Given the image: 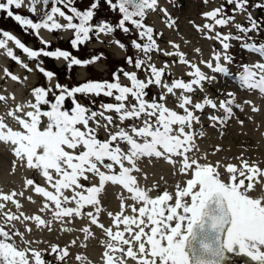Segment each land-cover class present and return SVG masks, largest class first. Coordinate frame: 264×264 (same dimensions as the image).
Instances as JSON below:
<instances>
[{"label":"snow or ice","instance_id":"obj_1","mask_svg":"<svg viewBox=\"0 0 264 264\" xmlns=\"http://www.w3.org/2000/svg\"><path fill=\"white\" fill-rule=\"evenodd\" d=\"M74 2L30 0L26 5L25 0H2L0 11L17 22L26 33L31 31L37 36L42 29L49 32L71 30L73 37L70 45L77 52L91 40L93 34L102 43L101 35H114L117 31L130 34L134 29L135 38L130 46L142 53L143 58L128 55L125 62L137 71H113L111 81L88 80L72 87L57 81L52 86L51 81L56 73L42 66L43 61L39 60L41 56L63 59L70 70L74 66L92 65L101 60L103 54L81 59L59 47L49 50L50 42L42 38L40 43L43 47L33 49L15 35L0 30V49L5 50L6 56L26 71L33 70L7 46L8 42H13L15 48L26 54L29 60L38 61L36 70L48 81L47 87L31 89L32 100L16 103L6 114L0 115V142L11 145L15 157L13 171L17 167L35 170L52 189L47 190L34 179L25 178L23 188L31 189L44 198L38 212H51L54 220L62 224L66 220L71 223L74 218L86 216L90 225L102 229L106 236L101 241L104 249L102 264H128L129 260L134 264H224L228 259L226 253L233 252L249 257L256 264H264V169L257 162L249 163L242 157L238 158V164L221 165L217 162L213 165L210 162L201 164L199 158L189 155L194 149L198 151L196 137L203 136V132L197 133L193 128L194 124L200 122L197 112H203L206 107L222 110L223 116L208 117L213 122L210 126L214 127L231 119L234 108L243 110L235 102L232 92L227 93L228 99L220 100L218 104L208 96L193 102L192 95L197 90L203 92V84L216 79L215 75L209 76L202 71L199 65H204L213 74H222L226 78L234 76L245 90L258 91L264 96V62L242 65V70L237 74H232L226 67L233 61L229 54L232 47L229 41L240 42L244 35L258 32L261 27V21L248 12L249 0H225L227 6H234L233 14H246L245 25L235 23L234 15L228 14L224 5L203 13L211 23H205L203 29L197 25V30L214 33L205 38L219 42L222 50H213L212 58L200 60L199 65L186 59V54L182 52L159 48L155 37L162 34H156L153 27L145 23L149 12L159 11L168 21V27H172L170 13L160 5L159 0H103L109 11L118 12L119 17L115 23L100 19L95 24L91 22L100 7V0H91L84 10L74 6ZM39 3L44 6L50 3L51 8L43 11L38 20L12 10L26 7L29 13L36 14ZM58 5L66 8L67 12ZM254 6L264 10V3L258 2ZM60 18L65 23H61ZM230 24L239 34H222L216 30ZM113 42L120 49L127 47L120 39ZM172 46L179 47L175 44ZM240 47L264 57V44L257 46L253 42H243ZM154 51L177 57L174 63L190 69L186 73L189 80L185 82L182 78H173L170 83L166 82L164 77L171 75L167 72L168 64L159 68L155 66L150 55ZM196 51L200 52L199 49ZM141 70L145 73V79L138 78V71ZM3 71L4 77L13 82L22 79L7 67ZM120 73L130 81V86L120 83ZM153 85L162 92L158 99L149 100L148 89ZM175 90H180L176 98L182 114L165 104L166 96H175ZM78 96H104L112 98L115 103H102L97 111L81 104ZM129 97L134 102H129ZM8 99V96L0 94V102L7 103ZM69 100L70 108L66 107ZM244 103L251 102L246 100ZM252 111L258 109L253 105ZM106 112H114L120 123L114 124L113 116L105 115ZM6 118L15 121L20 130H14L5 122ZM141 119V126L133 123L127 129L121 127L125 121ZM101 120L105 123L101 124ZM240 123L243 124V121ZM101 127L107 133L106 140L98 138ZM113 127L116 131L111 130ZM216 151H219L218 147ZM144 157L163 158L173 165L174 175H190L191 178L184 181V186L179 181L176 183L174 204L169 203L174 199L169 191L164 190L152 197L150 193L157 191L158 185L153 183L149 188L142 187L133 175L141 171L137 162ZM90 174L98 178V185L87 186L83 183L89 181ZM108 182L120 185L129 194L126 199L133 202L126 204L125 197L121 196L120 211L115 214L108 212L115 231L99 222V215L103 211L99 194ZM17 197H24V191L0 192V264H51L44 259L45 254L54 256L56 264H64L71 255L70 248L76 246L77 241L73 239L64 247L51 244L44 251L33 248L32 244L41 241L25 238V233L32 231L25 222H35L37 228L44 227L50 231L51 221L42 219L40 214L29 216L20 211L22 205ZM185 198H190V203ZM26 199L35 203L31 195ZM4 202H11L17 212L5 211ZM87 208L92 210L86 211ZM127 208L131 209L132 215L124 214ZM179 209L183 214L178 212ZM15 222L25 225L23 232L16 228ZM62 231L71 229L63 228ZM81 231L87 240L91 234L90 228L85 226ZM17 237L23 247L17 245ZM74 259L79 264L86 261V257L79 253Z\"/></svg>","mask_w":264,"mask_h":264},{"label":"rangeland","instance_id":"obj_2","mask_svg":"<svg viewBox=\"0 0 264 264\" xmlns=\"http://www.w3.org/2000/svg\"><path fill=\"white\" fill-rule=\"evenodd\" d=\"M2 2V0H0ZM30 0H25L27 5ZM91 0H75L74 6L80 10H84ZM215 2H222V0H159L162 7L166 8L170 13L171 20L173 21L172 27H168V21L164 17L163 13L149 12L145 23L150 24L154 27L157 35V43L160 49L164 51L171 52H182L186 54V59L193 63L199 65L200 60L208 61L212 58L213 50L221 51L215 40L205 38L206 35H214L213 33H207V30L198 31L196 26L199 25L203 29V20L199 13L203 12L205 8L209 5H215ZM252 3L256 4V1ZM62 10L67 12L66 8ZM37 13L31 14L26 10V7H22L17 10L13 8L14 12H19L22 15L28 16L33 20L41 17L43 11L49 10L51 4L44 6L42 3L36 5ZM256 7L252 10H248L251 15L255 18L257 15L258 21L263 22L258 32H251L244 35V39L240 42L236 40H231L229 43L232 45L229 54L233 57V61L229 64V69L232 74H236L237 71H241L242 65H247V63H256V59L253 53H247L242 50L240 44L243 42H248L249 39L257 38L260 36L262 39L261 44H264V13L255 11ZM70 14V13H69ZM235 20L237 22H242L241 25H245L246 14L235 13ZM119 17L118 12H110L108 6L100 0V7L96 11V15L91 23L95 24L100 19L108 20L115 23ZM61 23H65L62 18H60ZM0 30L7 31L10 34L15 35L19 38L26 46L38 49L43 47L40 43V38L49 41L51 44V49L59 47L62 50H68L72 52L73 55L81 59L90 58L93 55L103 54V58L98 62L89 66H74L72 69L66 68V62L63 59H52L40 57L39 60L43 61L42 66L47 70H52L56 73V76L51 81V85L54 86L57 81L68 87L79 85L88 80H110L112 79L113 71H119L120 69L129 68L125 57L127 54L131 56H138L143 58L142 53H138L134 48L130 46L131 40L135 38V30L132 33L125 34L117 31L114 35H101L99 42L95 35H92L90 41L86 42L85 45L80 47V50L74 51L69 44V40L73 37V32L71 30H57L54 32H49L47 30H40L38 36L32 34L31 31L27 33L21 28V26L15 22L13 19L7 17L5 12L0 11ZM221 33L230 32L232 34H239L235 31L233 25H228L220 29ZM114 39H120L127 47L126 49H120L113 42ZM245 39H248L246 41ZM169 42H172L171 44ZM172 44L178 45V48H174ZM8 47L12 48L15 55H17L23 63H28L29 67L33 70L31 72L26 71L21 65L11 61L10 58L6 56L5 50L0 49V94L8 96L9 99L7 103L0 102V115L6 114V112L13 107L16 103H26L32 100L31 89L37 86H48V81L46 78L36 70V65L38 61L29 60L26 54H23L20 50L16 49L13 42H8ZM196 49L200 52L197 53ZM151 62L155 66L163 67L165 63L168 64L167 72L171 75H166L164 77L166 82H171L173 78H182L185 82L189 80L186 73L190 70L185 65L174 63L178 58L175 56H166L163 52H152ZM126 64V65H125ZM207 75L216 76V79L212 82H205L203 84V92L197 90L193 95V102L199 101L202 97L208 96L213 98L217 104L220 100H226L229 97L227 93L232 92L235 96V102L240 104L242 111L238 108L233 109V116L231 119L227 120L224 124L212 125V121L208 119L210 115L223 116L222 110H213L206 107L203 112H197L196 115L199 116L200 122L194 124V130L199 133L203 132V136H197L195 139L196 147L189 155L199 158V162L212 163L215 165L220 162L221 165L232 163L238 164V158L242 157L251 162H257L259 167L264 169V96L259 94L258 91H247L240 86V81H233L231 77H224L220 74H213L204 65H199ZM9 68L13 74L20 76L22 79L17 82H13L10 78L4 77V68ZM131 67V66H130ZM133 67V66H132ZM142 71V70H141ZM145 76V75H143ZM120 79L122 81L127 80L120 73ZM128 82V81H127ZM153 98L158 99L162 89L152 86ZM176 95L168 94L166 96L165 104L168 108L172 110H178L182 114V110L178 107L177 96L180 94V90H175ZM151 96V92H149ZM14 96V99L12 97ZM81 99L80 102L93 110H100V105L102 103H115L112 98L104 96H78ZM51 99V95L49 96ZM152 98V99H153ZM250 101V104L244 103V101ZM66 102V107H71V103ZM86 102L89 104H86ZM255 106L258 111L253 112L252 106ZM29 109H25L27 111ZM105 115H111L114 118V124H119V119L114 112H106ZM46 119V118H45ZM243 121V124L240 123ZM6 123H8L14 130H20L19 125L15 123L11 118H6ZM91 123V122H90ZM105 121L101 120V124ZM135 123L137 126L142 125V119L136 121H125L121 127L127 129L129 124ZM95 127V125H92ZM82 127V126H81ZM112 131H116V128H111ZM98 134L101 136V140L107 139V133L101 127L98 129ZM126 147L125 145H121ZM217 147L219 151H216ZM206 157V159L204 158ZM15 157L11 152V145L0 142V192L10 193L15 190L17 192L24 191V197H17L20 204L22 205L20 211L31 216L34 214H40L42 219L46 221H51L49 231L48 228H37L35 222L28 221L25 222L28 227L32 229L30 233H25V238L30 241H41V243L32 244L33 248L44 251L49 249V245L57 244L61 247L69 245L70 241L75 239L77 241L76 246L70 248L71 255L64 261V264H79L74 257L76 254H81L86 257L85 264H102L101 254L103 252V247L101 241L106 239V236L102 229L90 225V221L85 216L84 218H74L71 223H60L54 220L51 212L39 213L38 209L42 207L44 198L42 196L36 195L31 189L25 190L23 188V183L25 178H31L36 181L40 186L45 187L47 190H52L43 177L35 170L27 169L24 167H17L15 171L12 169V162ZM174 159H178L175 158ZM138 167L141 169L140 172H135L133 175L137 177L139 184L142 187L149 188L153 183L158 185L157 191H152L150 195L155 197L164 190L169 191L173 195V201L169 203L174 204L175 200V185L179 181L181 186H184V181L191 178L190 175L183 176L180 174L174 175V167L172 164L166 162L163 158L155 157H144L137 162ZM177 168L179 165L177 164ZM103 170V169H102ZM220 171L223 173L224 169L221 167ZM145 174L147 178L145 179ZM226 178V176H225ZM87 186L98 185V178L91 176L89 181H83ZM259 190V186H257ZM66 194L71 195L70 192ZM31 195L35 203L29 202L26 197ZM129 194L120 185H113L110 182L106 183L104 189L99 194V199L102 204L103 211L99 215V222L104 224L105 227L113 228L116 230L112 223V219L108 216V212L113 214L120 211V197H125V203L131 204L132 201L126 199ZM256 195V193H253ZM190 203V198H185ZM2 202V201H0ZM5 203V211L17 212V209L11 202ZM72 206V205H69ZM139 207V205H137ZM91 208H87L86 211H91ZM178 212L182 213V209ZM126 215H132L131 209L127 208L124 212ZM16 228L21 232L24 231V224L20 222H15ZM85 226L90 228V235L88 239L85 240V234L81 229ZM121 225V230H122ZM63 228H69L71 231H62ZM16 243L18 246L23 247L19 238H16ZM86 244L87 246H81ZM119 255V253H117ZM228 259L224 261V264H256L250 260L249 257L243 254L237 255L235 252L226 253ZM44 259L50 261L51 264H56L55 257L52 255L45 254ZM128 264H134L133 261L129 260Z\"/></svg>","mask_w":264,"mask_h":264},{"label":"trees","instance_id":"obj_3","mask_svg":"<svg viewBox=\"0 0 264 264\" xmlns=\"http://www.w3.org/2000/svg\"><path fill=\"white\" fill-rule=\"evenodd\" d=\"M256 12H258V14L260 15V12H263L264 13V10H261V9H258L257 7H256ZM263 22H261V24H262ZM254 39V38H253ZM255 40H256V42H260L261 41V38H260V36H257V38H255ZM69 44H70V40H69ZM134 70H135V68H134V66L132 67ZM141 74H144L145 75V73L142 71V73ZM112 79H110L109 81H111ZM130 83V82H129ZM149 90V89H148ZM77 99L79 100V99H81L80 97H77ZM132 102H134V101H132ZM68 103H71L70 102V100H69V102ZM86 104H89V102L87 103L86 102ZM71 105V104H70Z\"/></svg>","mask_w":264,"mask_h":264}]
</instances>
